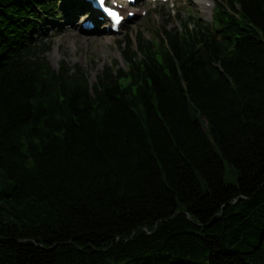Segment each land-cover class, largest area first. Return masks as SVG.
I'll return each instance as SVG.
<instances>
[{
	"label": "trees",
	"instance_id": "16d2710c",
	"mask_svg": "<svg viewBox=\"0 0 264 264\" xmlns=\"http://www.w3.org/2000/svg\"><path fill=\"white\" fill-rule=\"evenodd\" d=\"M56 2L0 0V264H264V0L93 82L34 35Z\"/></svg>",
	"mask_w": 264,
	"mask_h": 264
},
{
	"label": "rangeland",
	"instance_id": "374dc122",
	"mask_svg": "<svg viewBox=\"0 0 264 264\" xmlns=\"http://www.w3.org/2000/svg\"><path fill=\"white\" fill-rule=\"evenodd\" d=\"M206 1L209 7L204 8L198 0H136L135 5L131 6L136 12L135 16L125 23L118 34H112L105 31L103 26L94 31L84 30L81 21L86 19V15L79 16L78 12L71 16L72 22L64 21V16L75 10L74 4L72 0H57L54 7L57 16H43L44 20L38 22L34 35L37 39H47L48 36L51 40V49L46 56L52 67L58 68L63 63L82 66L87 70L90 82H93L103 65L115 62L123 64L122 53L127 46L118 40L129 34L134 46L139 33L150 40L163 27L170 28L184 21L191 24L192 18L210 22L217 0ZM224 179L226 182L235 180L228 164Z\"/></svg>",
	"mask_w": 264,
	"mask_h": 264
},
{
	"label": "bare ground",
	"instance_id": "6f19581e",
	"mask_svg": "<svg viewBox=\"0 0 264 264\" xmlns=\"http://www.w3.org/2000/svg\"><path fill=\"white\" fill-rule=\"evenodd\" d=\"M198 3H200L204 8L209 7L208 2L206 0H198ZM75 14V10L72 11V13L67 14L64 16V21L66 22H72V15ZM71 18V19H70Z\"/></svg>",
	"mask_w": 264,
	"mask_h": 264
}]
</instances>
